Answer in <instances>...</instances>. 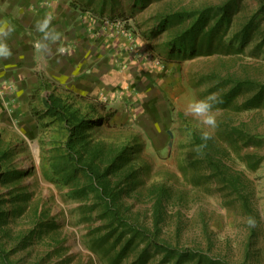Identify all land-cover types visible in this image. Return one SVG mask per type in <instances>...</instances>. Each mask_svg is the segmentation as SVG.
I'll use <instances>...</instances> for the list:
<instances>
[{"label":"rangeland","instance_id":"374dc122","mask_svg":"<svg viewBox=\"0 0 264 264\" xmlns=\"http://www.w3.org/2000/svg\"><path fill=\"white\" fill-rule=\"evenodd\" d=\"M66 3L92 29L106 27L125 56L162 69L170 95H153L148 113L116 107L111 122L114 114L102 105L85 104L55 83L48 90L61 106L56 116L40 94L20 117L2 115L0 264H134L147 240L136 238L130 248L128 231L112 232L109 199L149 240L177 251L165 255L151 244L146 264H177L184 251L192 255L179 264H264V0ZM201 11L210 14L200 19ZM254 15L259 25L245 36ZM215 29L213 51L208 43L199 47ZM190 30L198 35L194 47ZM209 94L222 100L214 105L218 127L198 153L201 126L185 107ZM141 124H149L152 138L142 136ZM125 147L134 151L120 157ZM85 162L105 174L109 199ZM108 232L105 249L94 244Z\"/></svg>","mask_w":264,"mask_h":264},{"label":"crops","instance_id":"0c3cea01","mask_svg":"<svg viewBox=\"0 0 264 264\" xmlns=\"http://www.w3.org/2000/svg\"><path fill=\"white\" fill-rule=\"evenodd\" d=\"M73 11L66 0H0V21L15 28L7 41L12 55L0 59V121L2 115L20 117L36 95L44 101L50 93L48 86L53 88L55 83L71 87L85 104L102 105L101 109L114 114L111 122L116 107L127 113L144 108L148 113L151 104H145L153 95H170L162 69H151L143 61L125 56L106 27L94 30L80 19V12ZM45 15H51L58 39L42 50L34 46L42 38L35 22ZM141 125L145 128L142 136L152 138L149 124ZM156 126V131L165 128L164 124Z\"/></svg>","mask_w":264,"mask_h":264},{"label":"trees","instance_id":"16d2710c","mask_svg":"<svg viewBox=\"0 0 264 264\" xmlns=\"http://www.w3.org/2000/svg\"><path fill=\"white\" fill-rule=\"evenodd\" d=\"M228 11H229V7L226 5V6H223L222 7V10H221V14L223 16L222 19H228ZM207 14H210L206 11H201L200 14H199V17L200 19L204 18ZM257 17V15H254L253 18L250 19L249 22L246 23V25L243 27L242 29V34H244L245 36L249 34V30L250 29H254L256 27H258L259 25V20L255 18ZM172 18V16H171ZM173 20V19H171ZM199 19H197L196 22H198ZM221 25V24H220ZM219 25V26H220ZM166 26V23L164 22L162 24V27L165 28ZM217 30H213V31H210L208 34H206L202 40H201V43H200V46L201 48H203L204 44L205 43H208L209 45V48H210V51L212 52V47H213V40L214 38L216 37V32ZM193 32V33H192ZM191 33L190 35V41H191V44H193V47L196 43V41H198V35L194 32V30H190V31H187L185 32V36H188L189 34ZM185 41H181L180 45L177 46L178 49H181V47H185ZM177 45V41H174L172 43V46L174 48V46ZM197 50V49H195ZM259 97V96H257ZM44 104H45V109H46V112L48 115H53V116H56L58 114L57 112V107H61L60 104L58 103V101L54 98L53 94L52 93H48L46 94V96L44 97ZM67 119V117L65 118ZM99 120H101V118H99ZM82 123H85V120H82L81 121ZM222 137L223 139H226L227 141H230L228 139V136L226 137L223 132H222ZM134 151V148H128V147H125L121 153L119 154L120 157L123 156V154L125 153H132ZM77 157V156H76ZM81 167L92 177V179L98 184L99 186V189L100 191L102 192L103 196H104V199H109L112 195V190L110 189V183L108 180H106L104 177H105V174H102V173H99L98 171H96L91 164L89 163H82L81 164ZM108 209L110 211H113L114 214H113V217L112 219L110 220V223H109V227H111V230L112 232L114 231V229H117L119 226H122L123 227V230L122 231H128L130 233V238L128 241L129 244L132 243V245L130 246V248L133 247L134 245V242L137 240L136 238H140L142 240H147V243L145 245V247L143 248L142 252L140 253L138 259L136 260V262L134 264H146L149 260V256H150V245L151 244H155L153 245L154 246V251H163L165 252V255H171V254H176V250L167 246V245H164L163 243H160L156 240H149V236L147 235L148 233L146 232L145 229L143 228H140L136 225H133L132 223H130L126 218H123L121 216V214L119 213V211H117L116 209L114 210L112 207H111V201L110 199L108 200ZM159 210V209H158ZM114 223H117L116 226H114L113 224ZM125 229V230H124ZM112 232H108L107 236L105 237H102V240L99 242L98 240H94V244L95 245H98L100 246L101 249H105L106 248V243L108 242L109 240V236L111 235ZM120 236L123 235V233L119 234ZM126 235V234H125ZM105 246V247H104ZM104 247V248H103ZM148 253V255H147ZM190 255H192V253H190L189 251L187 252H181L179 254L180 257H182V259H184V257H189ZM180 257L179 259L177 260V264H179L181 261H180ZM179 262V263H178ZM156 264H164V260H160L159 262H157Z\"/></svg>","mask_w":264,"mask_h":264},{"label":"clouds","instance_id":"9594fccd","mask_svg":"<svg viewBox=\"0 0 264 264\" xmlns=\"http://www.w3.org/2000/svg\"><path fill=\"white\" fill-rule=\"evenodd\" d=\"M51 22V15H45L42 19H38L35 22L36 31L42 33V38L37 40L34 45L37 49L43 50L47 48L50 43H53L58 39L56 30L51 27ZM14 31V26L8 21H0V59L9 58L12 55V50L7 41ZM221 102V98L216 94H209L206 97L197 98L189 102L185 107V113L196 118L201 126V138L204 143L196 146L195 150L198 153L202 148L206 147L207 142L212 137L213 130L218 127L214 105ZM247 223L253 225L255 223L254 218L249 217Z\"/></svg>","mask_w":264,"mask_h":264}]
</instances>
